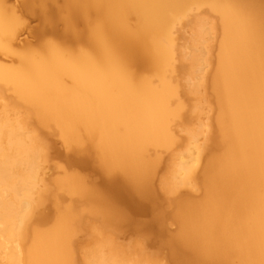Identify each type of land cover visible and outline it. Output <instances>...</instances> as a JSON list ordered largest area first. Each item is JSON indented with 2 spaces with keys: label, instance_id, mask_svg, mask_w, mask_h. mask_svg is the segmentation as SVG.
<instances>
[{
  "label": "bare ground",
  "instance_id": "bare-ground-1",
  "mask_svg": "<svg viewBox=\"0 0 264 264\" xmlns=\"http://www.w3.org/2000/svg\"><path fill=\"white\" fill-rule=\"evenodd\" d=\"M36 1L44 2L30 0L21 4L20 10L35 15ZM63 1L68 10V21L94 15V21L87 23L85 36L78 37L89 50L67 56L59 49H50L40 59L24 58L23 70L0 64V91L13 92L29 111H38L41 124L58 123L67 149L83 150L85 144L82 143L86 142L83 139L94 145L93 152L98 154L103 176L111 181V188L121 202L136 203V198L140 201L150 198L148 181L154 171L153 164H157L156 160L152 161L155 157L149 160L153 154L151 149L157 152V148H168L176 143L170 123L178 118L180 109H173L176 106L172 105L177 103H173L177 97L173 89L176 86H171L168 73L173 71L174 52L178 50L173 37L176 33V38L186 36L181 30V33H175V24L193 7L206 6L210 9L207 12L217 14L222 38L217 47L215 76L210 81H213L212 89L220 107L217 132L221 151L210 160L209 155L208 164H204L205 169L201 172L203 175L200 174L205 185L203 199L198 203L199 198L196 201L197 198L191 196L197 203L191 207L188 204L189 209L187 205L183 206L187 210L180 214L175 212L179 233L177 230L176 238L169 239L176 240L183 250L181 253L187 251L190 254L185 253L190 260L179 264H264V0ZM2 3L0 1V57L8 59L15 38H18L15 31L17 17L16 11L7 9ZM129 17L135 19L133 27ZM188 21L182 22L184 25L194 22ZM197 58H191L193 64L199 62ZM132 66L138 68V72H150L156 85L150 82L153 79H141L144 76L140 78L139 74L140 79L136 74L138 80L135 79ZM200 72L199 67L197 75ZM63 77L71 81V86L62 84L60 79ZM171 98L173 104H170ZM19 128V124L8 118L0 119V264H73L68 245L69 235H72L69 222L73 217L69 209L59 211L56 222L54 220L56 224L53 223L55 225L50 229L36 230L38 226L35 224L33 228L31 225L38 215L36 208L45 200L33 195L38 174L37 159L43 150L33 136L26 139L27 134L19 132ZM172 132L175 134L174 130ZM149 148L152 154L148 159ZM200 154L199 146L194 148L188 154L191 164L181 166L186 168L180 170L188 173V179L193 178L195 172L192 171L195 170L193 167L190 171L187 165L191 168L193 163L200 164ZM60 180L57 185L60 191L59 187L57 191L93 200V192H90L91 197L76 179ZM183 194L180 196L184 201ZM100 197H97L99 201ZM68 204L66 207H70ZM137 210H141V206Z\"/></svg>",
  "mask_w": 264,
  "mask_h": 264
},
{
  "label": "rangeland",
  "instance_id": "rangeland-1",
  "mask_svg": "<svg viewBox=\"0 0 264 264\" xmlns=\"http://www.w3.org/2000/svg\"><path fill=\"white\" fill-rule=\"evenodd\" d=\"M0 1L1 3L3 2L2 4L7 9H13V11H16L15 15L17 17V24L15 31L18 37L15 38L16 40L12 45V53L9 54L10 57L8 59L0 57L1 65L8 68L23 70L22 60L24 58L33 57L35 59H40L46 56L50 49H59V51L67 56L76 55L80 50H89L83 41L78 40V37L85 36L87 23L91 24L94 21V15H89L88 19L74 18L68 21V10L63 0H44L43 4L36 1L34 3L35 15H29L20 10V5L29 2L30 0ZM204 7L206 6L199 8L195 7V9L193 7L188 13L191 15L187 14L182 18L183 20L176 23L178 26L181 25L182 28H178L176 24L175 26L177 28L174 27L175 33L181 30L182 34H185V38L187 39L184 38V35H180V37L178 36L179 38H176L177 33L174 35L173 43L174 46H177L175 41L178 43L177 51H180V54L175 51L176 47H174V56L176 60L174 59L175 62L173 61L172 73H168L169 75L172 74V77L168 75V78L171 86H176V88L173 87V89L177 95L174 102L172 99L173 97L171 98L170 104L177 102L172 105L174 107L176 106V108L173 109H180L178 110L179 114H177V120L175 119V122L173 120L171 121L174 125L173 123H170V132L175 136L174 140L176 139V143L174 142L175 144H170L171 146L169 145L171 148L173 146L172 149L168 146L170 150L166 147H160V150L157 148V152L159 150V156L158 154H155L157 153L155 151L156 149H147V154L149 156L146 154L148 156L146 157L149 159L153 152L152 157L149 160H152L155 157L152 161L156 160L155 163H157L153 164L156 167L155 169L153 168L154 166L152 167V170L154 171H151V175L153 177L151 176L152 179L149 177L150 182L148 181V184L150 183L149 191H151V199L149 198L140 201L139 198H136L137 200L135 201L134 198L136 203L121 202V198L117 197L116 192L111 188L113 185L111 181H108V178L105 179L106 176H103L104 171L101 170L97 152L94 153V145L91 146L87 143L89 141L83 139V141H86L85 143L82 141V144H85L84 146L82 145L83 150H77V148L74 150L73 147L72 150L71 147L68 148V150L67 144H63L64 141L61 139L62 137L59 133L60 128L58 129V123L48 122L46 125L41 124L38 118V111H29L24 103L17 100L13 92L9 90L0 91V119L8 118L16 123V125L19 124V127L22 128H19V132L21 131L22 134L26 133V139H28L27 136H33L39 147L43 150L41 156L37 159L38 180H35L33 195L37 199L42 196L43 200H45L43 201L41 197V201H43L41 204L43 203V205H40V208L37 207L35 210V212L37 211L36 214L41 216V219H38L39 216L35 214L37 218L33 216L34 219H32L31 225L33 226L36 224L38 226L35 227L37 228L36 230H42L44 228L50 229L56 224L55 219L58 218L56 215L66 210V208L69 209L73 217L69 222L72 235H69L70 238L68 239V245L73 257V264H179L180 261H188L189 258L187 259V256L190 257V254L187 253V251L181 253L182 249L178 246L176 240H170L172 236L176 238L175 234L178 235L179 233L180 225L176 220L177 216L175 215V212L180 214V212L189 209L192 204L197 203L196 201L198 198L200 200L198 203L201 202V199H203L202 197L205 194V185L202 181L203 177L201 176L203 173L201 172L204 171L203 169H205V166L208 164L206 161H209L210 158L212 159L217 154L219 155V151H221L219 147L220 145H218L220 143V135L218 134L219 132H217V121L220 107L212 89L213 84L211 82L213 81H210V78L211 80L212 77L214 78L217 67V65L216 67L214 65L217 64L216 56L219 54V48L217 47L219 46V41H221L220 37L222 36H220V33L222 34V32H220L219 28L221 22L219 21L220 18H218L217 14L214 13V15L211 13L212 11L207 12L210 11V9L208 7L205 9ZM207 8L209 10H207ZM188 16L189 18L191 16L193 18L191 17V19H188ZM184 19L186 21L189 20V23H191V21L194 22L191 24H185L187 25L186 28L184 25V22L186 21ZM129 20L132 27V24L136 25L133 17H129ZM180 22L182 23L180 24ZM43 25L44 27L42 28ZM176 54L177 56L179 55L180 58L179 56L176 58ZM192 57H198L197 59H199V62L193 64ZM177 59H180L183 63H180ZM176 61L182 64V66L180 67V64H177ZM214 61L216 63H214ZM175 64L177 67H175ZM184 64L185 66H183ZM199 67L202 72L197 75ZM193 68H195V70ZM175 69H177V71ZM182 69L184 70L183 73L186 72V74L183 75V73H181ZM131 70L135 71V73H133L135 79L138 80L139 76L140 78L144 76L141 79H147L148 81L153 79L150 82H154L156 85L157 82L154 80L155 77L150 75V72L148 73V71L144 70L138 72V68L136 70L134 66L131 67ZM173 73H176V76H173ZM135 74L137 76L139 74L138 78ZM204 77H207V79ZM60 80L63 85L67 87L71 86V81L68 78L63 77ZM185 86L187 88H185ZM184 89H187L188 91H186L188 93L185 92ZM177 104L181 105L182 109L179 105L177 106ZM199 122H201V124ZM172 129L175 131V134H173L174 132H172ZM189 137L191 138L189 139ZM216 139L219 141H216ZM198 146L199 149H201L202 156L201 154L200 156L202 157V161L200 164L193 163L191 168L187 165V168L190 169V171L193 170V167L195 170L192 171V173L195 172L193 178L188 179V173L184 172L186 168L183 167L184 171L182 172L181 170H183V168L181 166L187 163L189 165L191 164V157L188 154L192 153L194 148ZM92 147L94 149H91ZM163 148L166 150L164 151ZM42 154L45 155L43 156ZM209 155L211 157H209ZM186 160L189 161L187 162ZM95 166L100 170H96L97 167ZM179 172L180 174L181 172L183 174L179 175ZM65 178L76 179L78 185H83V187H81L82 190L84 188L85 191H88L86 192L87 194L93 192V195L96 196H93L95 202L86 197V200H84L85 198L83 199L80 196L76 197L75 195L76 199H74L75 197L73 195L67 193L65 195V192L63 193V191L59 192L60 187L58 186V189L57 185L60 182H58V180H64ZM38 184L44 185L38 186ZM57 189L59 191H57ZM175 190L178 191V193ZM41 191L42 193H39ZM44 191L46 192L44 193ZM182 194L186 198L185 200L182 196L184 201L180 196ZM188 195L190 196V199L188 198ZM71 196L73 197V200ZM178 196L180 198H178ZM191 196L195 197V199L197 198L196 201L194 198V200H191ZM97 197H100V201L102 199L101 203ZM55 198L60 201L58 202ZM187 198L189 200H187ZM74 200L75 202H73ZM189 201L193 202L189 203ZM142 202L145 205H143ZM181 202L185 204L183 205ZM66 204H68L71 209L68 206L66 207ZM188 204H191L189 205L190 207ZM185 205H187V209L185 208ZM54 206L56 207L55 209ZM139 206H141V210H137L139 209ZM53 210L55 211L54 213ZM173 215L175 217H173ZM35 220L39 221L37 222L39 224L34 222ZM41 226L43 228H41ZM176 231L178 233H176ZM109 247H111L112 250ZM177 247H179V251ZM185 253L189 255H185ZM112 254H114V256H112ZM176 255L179 256L176 257ZM173 260H176V263ZM81 261L83 262L81 263Z\"/></svg>",
  "mask_w": 264,
  "mask_h": 264
}]
</instances>
